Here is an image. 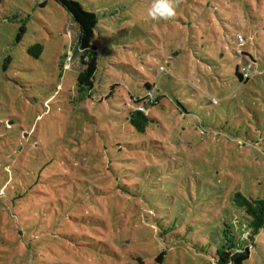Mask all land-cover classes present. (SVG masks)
I'll list each match as a JSON object with an SVG mask.
<instances>
[{"label":"rangeland","instance_id":"1","mask_svg":"<svg viewBox=\"0 0 264 264\" xmlns=\"http://www.w3.org/2000/svg\"><path fill=\"white\" fill-rule=\"evenodd\" d=\"M75 1L98 21L91 90L60 4L0 0V264H264L235 203L264 200V0Z\"/></svg>","mask_w":264,"mask_h":264},{"label":"trees","instance_id":"2","mask_svg":"<svg viewBox=\"0 0 264 264\" xmlns=\"http://www.w3.org/2000/svg\"><path fill=\"white\" fill-rule=\"evenodd\" d=\"M60 4L71 19L79 27V36L76 42V55H79L82 70L77 77V83L80 87L91 90L93 88L94 76L97 65V48L92 44L94 31L97 26V17L93 12L84 10L82 5L75 0H54ZM25 27L20 28V33H23ZM34 49H38L39 53L42 46L37 45L29 48L28 52L33 53ZM236 75L239 80L243 79L242 73L237 69ZM148 96L143 99H138L140 106L144 109V104L147 102ZM145 112V109H144ZM129 124L140 133H144L150 120L145 113L138 110L131 111L128 117ZM235 203L241 207L249 219V227L251 233L256 235L259 230L264 228V200H248L241 195H236ZM251 234V235H252ZM249 258L248 248L240 251L232 248L223 249L217 252L215 264H243Z\"/></svg>","mask_w":264,"mask_h":264},{"label":"clouds","instance_id":"3","mask_svg":"<svg viewBox=\"0 0 264 264\" xmlns=\"http://www.w3.org/2000/svg\"><path fill=\"white\" fill-rule=\"evenodd\" d=\"M148 15L153 19H168L174 15V9L170 0H153Z\"/></svg>","mask_w":264,"mask_h":264},{"label":"built area","instance_id":"4","mask_svg":"<svg viewBox=\"0 0 264 264\" xmlns=\"http://www.w3.org/2000/svg\"><path fill=\"white\" fill-rule=\"evenodd\" d=\"M239 40L241 43H243V39L241 37H239ZM71 61V56H69L66 60L67 63H69ZM250 71V67H243L241 68L240 72L242 73L243 79H247L248 78V73ZM138 111L140 112H144V109L142 106L137 108Z\"/></svg>","mask_w":264,"mask_h":264}]
</instances>
